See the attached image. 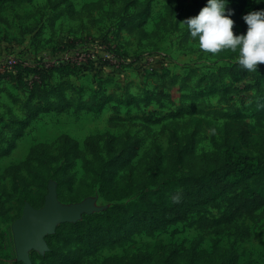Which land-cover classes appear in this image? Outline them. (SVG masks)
I'll use <instances>...</instances> for the list:
<instances>
[{
	"label": "rangeland",
	"instance_id": "obj_1",
	"mask_svg": "<svg viewBox=\"0 0 264 264\" xmlns=\"http://www.w3.org/2000/svg\"><path fill=\"white\" fill-rule=\"evenodd\" d=\"M70 1L78 13L74 19L66 15L67 5H55L56 0H30L28 4L7 6L0 11V70L10 60L31 66L39 60L55 64L73 60L80 62L81 71L67 78L73 88L67 96H73L76 101L93 99L95 108L102 103L100 97L110 96L99 112L69 107L39 115L20 132L9 155L0 157V264L18 262L12 225L23 214L26 202L22 194L39 195L45 187L47 195L50 186L56 187L52 173L56 168H64L66 163L62 159L47 161L44 150L49 149L54 154L61 136L76 141L82 149L88 144L93 151L71 162L64 174L81 199L57 201L68 206L88 200L92 202L93 213L129 201H103L92 181L98 170L113 183H130L135 169L144 171L146 176L154 175L159 160L173 156L169 167L161 164L165 168L161 172L172 170L175 178L191 175L184 163V152L190 145L196 155L217 151L228 143L244 153L264 157V112L260 106H252L262 87L254 86L252 77L225 78L221 86L225 84L229 89L223 94L201 98L192 95L204 89V85L198 84L201 76L237 62L236 57L219 59L216 54L204 52L190 37L186 42L182 40L186 26L178 21V11L184 19L192 17L188 10L200 11L206 0H137L150 4V16L143 27L149 38L117 30L129 0ZM92 3L97 4L96 9L82 11L84 5ZM227 7L232 11L237 9L241 18L250 11L264 9V0L260 3L228 0ZM59 10L64 14L55 19ZM131 13H134L132 8L127 14ZM246 28L244 20L242 24L234 20L235 34L245 32ZM171 78H176L173 85L169 84ZM162 83L168 84V89H163ZM169 89H174L169 92V99L154 97ZM6 90L18 96L19 101L13 104ZM24 96L25 91H15L7 82H0L2 148L7 146L16 129L11 123L25 118L26 111L20 101ZM192 103L198 106L199 114L191 118L184 116L158 125H144L139 119L153 111L163 116ZM230 119L246 123L250 134L247 142L243 143L237 135L225 136L224 124ZM27 158L32 166L16 169ZM39 163L43 164V170H38ZM227 203L228 196L220 198L214 207L201 209L184 222L166 227H162L156 217L151 222L131 221L113 234L111 244L92 250L84 263L158 264L163 257L162 247L174 245L179 251L192 248L199 253L232 247L238 254V264H264L262 210L255 218L241 221L250 233L242 240L229 233L214 234L196 228L199 216L215 218ZM52 242L59 254H66L71 248L66 238H53ZM33 264L47 263L37 259Z\"/></svg>",
	"mask_w": 264,
	"mask_h": 264
},
{
	"label": "trees",
	"instance_id": "obj_2",
	"mask_svg": "<svg viewBox=\"0 0 264 264\" xmlns=\"http://www.w3.org/2000/svg\"><path fill=\"white\" fill-rule=\"evenodd\" d=\"M56 1L55 5H67L66 15L68 18L74 19L78 16L70 0ZM110 1L113 3L116 0ZM129 1L128 7L132 8L134 13L127 14L130 8L124 7L117 30H125L129 34H140L144 38H149V34L143 27L150 16V4L137 0ZM29 2L30 0H0V11L7 6L18 7ZM96 7L97 4H86L82 7V11L96 9ZM56 9L54 6L53 10ZM141 10H143L142 13ZM188 12L195 16L199 11L190 8ZM63 14L59 10L55 19ZM178 16L179 22L186 19L182 17L180 10ZM231 18L239 24L243 23L242 17L239 18L237 15V9L233 11ZM189 37L193 43L198 42L189 35L185 28L182 40L186 42ZM216 55L219 59H233L238 56V53L223 50ZM79 69H81V65L72 60L49 65L39 60L32 66L17 61L11 69L5 68L2 73L0 72V82H7L10 88L15 91H25V96L20 101L26 111L23 120L11 123L16 126V129L12 132L5 148H2L1 141L3 139L0 138V157L9 155L20 132L39 115L61 112L69 107L99 112L102 103L109 102L110 96L103 99L100 97L99 100L102 103L95 108L93 99L76 101L73 96H67V92L72 93L73 90L72 84L67 78L76 75L78 71H81ZM247 77L254 79V86L262 87L252 106L253 108L260 106L261 111L264 112L263 64H258L257 72L247 71L237 62L219 67L215 73L199 78L198 84L204 85V89L198 93L193 92L192 95L201 98L223 94L229 89L225 84L223 87L221 86L225 78L245 79ZM55 80L57 82L53 83ZM175 83L176 78L169 80L170 85ZM160 86L163 89H168V84L162 83ZM181 88H178L177 91ZM173 90L159 92L154 97L169 99V92ZM6 91L7 97L13 104L19 101L18 96ZM197 114H199L198 106L192 103L180 106L163 116H159L153 111L139 119L144 125H158L163 122H172L184 116L191 118ZM0 123L2 122L0 121ZM223 130L227 138L237 135L243 143L249 140L250 134L247 132V125L239 119L228 120L224 124ZM192 140L193 138L190 137L189 141L192 142ZM43 147L45 149L47 146ZM89 151H93L90 145L84 144V149H82L76 141L67 136H61L57 140L54 154L49 149L44 150V158L47 161L55 162L62 159L66 163L64 168H56L52 173V178L56 183V197L60 202H76L81 199L75 195L72 185L65 180L64 174L71 162L81 158L85 152ZM173 160V156L159 160L157 173L151 176H146L144 171L135 169L130 183H113L101 171H96L92 181L97 186L98 194L103 201L108 203L129 201L125 204L115 203L101 212L83 215L81 220L75 223L59 224L53 235L45 237L48 251L43 256H39L33 251L30 252V262L33 264L37 259H40L47 264H85L84 259L91 254L92 250L111 244L113 234L131 221L135 223L151 222L153 217H156L161 226L166 227L177 222H184L188 216L201 209L206 210L214 207L218 199L227 196L228 203L224 210L219 212L215 218L199 216L196 228L214 234L229 233L240 240L248 238L249 230L241 221L255 218L259 210H262L264 216V157L244 153L228 143L222 145L217 151L196 155L190 145L184 152V163L192 174L178 178H175L172 170L161 172L165 169L161 164L165 163L166 167H169ZM31 166V160L27 158L16 169ZM38 170H43L42 163H39ZM26 183V185L30 184V182ZM45 195L46 188L44 187L39 195L24 192L22 198L30 206L38 209L42 207ZM53 238H66L71 245L70 250L66 254H59L52 242ZM161 250L163 257L158 260V264H238V254L232 247L215 248L209 253H199L192 248L179 251L174 245H165ZM13 264L23 263L13 262Z\"/></svg>",
	"mask_w": 264,
	"mask_h": 264
},
{
	"label": "clouds",
	"instance_id": "obj_3",
	"mask_svg": "<svg viewBox=\"0 0 264 264\" xmlns=\"http://www.w3.org/2000/svg\"><path fill=\"white\" fill-rule=\"evenodd\" d=\"M227 5L228 0H206L197 15L182 23L204 52H237V63L247 71L257 72L258 64L264 63V9L245 14L242 19L247 25L246 31L234 34L233 11Z\"/></svg>",
	"mask_w": 264,
	"mask_h": 264
},
{
	"label": "water",
	"instance_id": "obj_4",
	"mask_svg": "<svg viewBox=\"0 0 264 264\" xmlns=\"http://www.w3.org/2000/svg\"><path fill=\"white\" fill-rule=\"evenodd\" d=\"M93 212L92 202L88 200L68 206L59 204L55 187L50 186L42 207L35 209L26 203L22 216L12 225L16 260L30 264L29 252L36 250L43 255L48 251L45 237L53 234L59 224L78 222L83 215Z\"/></svg>",
	"mask_w": 264,
	"mask_h": 264
},
{
	"label": "built area",
	"instance_id": "obj_5",
	"mask_svg": "<svg viewBox=\"0 0 264 264\" xmlns=\"http://www.w3.org/2000/svg\"><path fill=\"white\" fill-rule=\"evenodd\" d=\"M42 61H43V60H42ZM66 61H67V60H66ZM72 61H73V60H72ZM43 62L46 63V65L51 64V63H49V62H45V61H43ZM74 62H77V61H74ZM15 63H16V61H13V60L7 61V65L4 66V67L0 70V72L2 73V72L4 71L5 68H9V69H11L12 66L15 65ZM77 63L79 64L80 62H77Z\"/></svg>",
	"mask_w": 264,
	"mask_h": 264
},
{
	"label": "crops",
	"instance_id": "obj_6",
	"mask_svg": "<svg viewBox=\"0 0 264 264\" xmlns=\"http://www.w3.org/2000/svg\"><path fill=\"white\" fill-rule=\"evenodd\" d=\"M10 87V86H9Z\"/></svg>",
	"mask_w": 264,
	"mask_h": 264
}]
</instances>
